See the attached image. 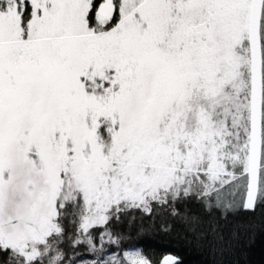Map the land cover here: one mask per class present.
I'll use <instances>...</instances> for the list:
<instances>
[{"label": "snow or ice", "instance_id": "obj_1", "mask_svg": "<svg viewBox=\"0 0 264 264\" xmlns=\"http://www.w3.org/2000/svg\"><path fill=\"white\" fill-rule=\"evenodd\" d=\"M189 199L264 206V0H0V264H180L110 229Z\"/></svg>", "mask_w": 264, "mask_h": 264}, {"label": "trees", "instance_id": "obj_2", "mask_svg": "<svg viewBox=\"0 0 264 264\" xmlns=\"http://www.w3.org/2000/svg\"><path fill=\"white\" fill-rule=\"evenodd\" d=\"M153 207L151 216L135 210L110 230L130 237L129 243L154 259L171 252L180 264H264V206L227 217L192 199L176 205L179 215L168 207ZM80 251L84 260L94 257Z\"/></svg>", "mask_w": 264, "mask_h": 264}, {"label": "rangeland", "instance_id": "obj_3", "mask_svg": "<svg viewBox=\"0 0 264 264\" xmlns=\"http://www.w3.org/2000/svg\"><path fill=\"white\" fill-rule=\"evenodd\" d=\"M104 246H105V250H107V249H109V247H111V248H113L116 252L119 251V247H118V246H115V245H109V244L107 243V238H105V240H104ZM97 247H99V245H97ZM89 252H90V251H89ZM91 253H92V252H91ZM92 254H94V257H92V258H90V259H88V257H87V258L84 260V261L87 262V264H91V260L96 258L95 253H92ZM105 258H107V257H105Z\"/></svg>", "mask_w": 264, "mask_h": 264}, {"label": "water", "instance_id": "obj_4", "mask_svg": "<svg viewBox=\"0 0 264 264\" xmlns=\"http://www.w3.org/2000/svg\"><path fill=\"white\" fill-rule=\"evenodd\" d=\"M167 254H172V255H175L176 257H178V259L180 260V257L179 256H177L176 254H174V253H171V252H168V253H166V254H164V255H167Z\"/></svg>", "mask_w": 264, "mask_h": 264}]
</instances>
